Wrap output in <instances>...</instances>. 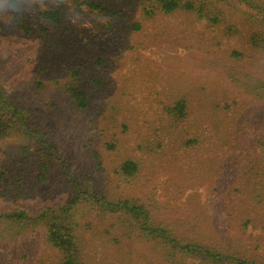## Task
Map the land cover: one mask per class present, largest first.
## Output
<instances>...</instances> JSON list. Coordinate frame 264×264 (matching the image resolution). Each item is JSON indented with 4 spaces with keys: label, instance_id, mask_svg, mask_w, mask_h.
Instances as JSON below:
<instances>
[{
    "label": "rangeland",
    "instance_id": "obj_1",
    "mask_svg": "<svg viewBox=\"0 0 264 264\" xmlns=\"http://www.w3.org/2000/svg\"><path fill=\"white\" fill-rule=\"evenodd\" d=\"M175 1L0 0V264H264V0Z\"/></svg>",
    "mask_w": 264,
    "mask_h": 264
},
{
    "label": "trees",
    "instance_id": "obj_2",
    "mask_svg": "<svg viewBox=\"0 0 264 264\" xmlns=\"http://www.w3.org/2000/svg\"><path fill=\"white\" fill-rule=\"evenodd\" d=\"M157 3L160 4V10L162 13H169L174 10H177L180 6L175 0H157ZM184 9L192 10L193 6L191 3H188L184 6ZM42 16L53 23H58L59 15L55 11L44 12ZM71 97L75 100L76 106L78 109H84L87 105L85 95L81 92H74L71 94ZM14 114L20 119V114L17 113V109L13 108ZM22 121V120H20ZM5 135L4 130H0V136L3 137ZM136 170V166L131 162H126L122 166V173L126 176H130ZM47 212L41 213L38 217L41 218L42 221H45V225L48 227L47 232V241L52 246L57 247L61 252L68 253L69 248L72 246L73 238L70 237L71 230L65 226H60L57 224L60 216L53 217L52 222H46ZM7 219H12L18 221L20 219L26 218V214L24 211L13 212L9 215L4 216ZM205 253H208L207 251ZM65 264H73L70 258L67 259Z\"/></svg>",
    "mask_w": 264,
    "mask_h": 264
}]
</instances>
